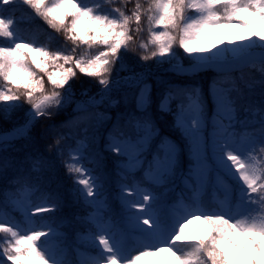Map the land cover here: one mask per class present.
Wrapping results in <instances>:
<instances>
[{
    "label": "snow or ice",
    "instance_id": "1",
    "mask_svg": "<svg viewBox=\"0 0 264 264\" xmlns=\"http://www.w3.org/2000/svg\"><path fill=\"white\" fill-rule=\"evenodd\" d=\"M13 6L62 33L63 46L26 41ZM213 31L221 38L199 46ZM0 38L8 42L0 44V115L8 120L28 105L22 123L0 131L4 205L23 215L17 221L0 209V264H70L63 221L41 215L57 211L61 197L41 192L56 177L53 161L36 149L42 133L34 126L73 102L78 115L62 127L77 134L72 143L57 134L49 150L67 154L70 194L87 209L75 217L89 226L76 239L98 251L80 264H264V0H0ZM137 50L141 61L176 78L157 79L166 85L158 96L154 73L124 60ZM209 71L216 75L207 97L200 86L179 82ZM78 74L98 87L92 95L84 88L85 99L74 101L70 81ZM121 105L101 147L99 129L112 117L100 109ZM163 116L171 117L166 131L158 123ZM104 153L116 157L111 193ZM181 186L177 201L165 203ZM209 187L213 199L205 203ZM197 221L206 232L187 231Z\"/></svg>",
    "mask_w": 264,
    "mask_h": 264
},
{
    "label": "trees",
    "instance_id": "2",
    "mask_svg": "<svg viewBox=\"0 0 264 264\" xmlns=\"http://www.w3.org/2000/svg\"><path fill=\"white\" fill-rule=\"evenodd\" d=\"M133 7L132 4H128V8L131 9ZM12 10L15 12L16 17V24L15 28L18 31V34L22 36L26 41L35 39L40 44H47L51 48H55L57 46H63L64 40H63V34L62 33H56L53 29L49 28V26L40 18L35 16L34 13L31 12L30 9L24 6H13ZM9 12H4V15H9ZM51 36L53 39L49 41L48 37ZM143 38L147 39V32L145 31L143 33ZM8 42L2 38H0V44H7ZM70 47V44H69ZM177 53L184 58V63L187 64L188 60L185 58V54L183 53V50L176 48ZM139 52L140 50H137L136 52L129 51L125 57L124 60L127 63L129 67L134 69L135 71H148L151 70L152 73H154V76L152 78V83L154 84V94L159 95L160 92L163 90L165 86L163 83V87L158 85L156 83V76L160 75V79H166V81H174L176 78L172 77L171 74H165L160 69H157L156 64L153 60L143 62L139 59ZM163 67H167V65H164ZM125 73H121V75H124ZM115 76V72L113 73ZM216 73L214 72H202L198 76L193 77L191 79L188 78H182L179 82L180 83H186L189 84L193 83L194 80H199L202 76H215ZM205 78V77H204ZM165 81V82H166ZM72 85V91L74 93V101L75 100H82L85 99V97H82L80 95L81 91L84 88L89 89V95L94 94L97 91V87L95 85L94 80H92L89 77L79 75L76 79L70 81ZM161 84V83H160ZM46 86L47 82H46ZM202 89L204 90V94L207 97V89L206 85H203ZM50 87V86H49ZM210 103V100L208 101ZM75 107V103H71L67 105L65 108L58 111L55 115H53L51 118H40L37 122V124L34 126V131L39 130L42 133L41 141L39 144L36 145L38 150L45 155L46 158H50L54 163V174H55V181L52 183H47V181L44 182V184L41 186V192H52L57 193L61 197L60 201V207L57 211L53 213H43L41 215L43 216H51L57 223H61L63 221L62 227L60 228L61 232L65 235V245L66 247H69L67 243V236H69L72 233L69 232H87L88 231V225L83 224L75 219L76 216H84L87 214L86 206L82 202L75 201L71 196V190L74 187V177L73 175L69 174L67 170L64 167L63 161L68 159L67 154L65 153L64 157L61 158L57 155L56 149L52 148V150H49V146L53 145L55 142V137L59 133H65L68 135L69 139L66 141V143H72L71 137L75 136L77 134V129L72 128L70 126L68 127H62L63 125H67L69 121L73 120L76 115H78L76 112L73 111ZM28 109V105L24 104L21 108H18L13 111L10 119L4 120L2 118V115H0V124L9 126L11 123H22L24 120V114ZM123 110V106H118L117 108L112 109H104L101 108L100 111H107L108 114L112 117L111 120H108L100 129V144L101 147L103 146V143L105 142V137L107 135V131L111 128V125L115 122L116 115L119 111ZM242 112L239 113V116H241ZM17 118V120H13V118ZM171 117L169 116H163L158 120V123L162 127V130L166 131V123H170ZM54 126L55 130L53 131H45L46 129H50ZM105 160H104V171L106 174L109 175V183L106 185V187L109 188L110 193L115 190V172L114 168L112 166V161L116 159V157L112 153H104ZM86 166L92 167L91 164H87ZM142 173H137L136 178L139 179ZM179 183V182H178ZM8 190L15 191V186L8 185ZM5 188V184L3 182H0V209H3L4 211L8 212L10 211L11 215L15 217L17 220H23V215L19 211H13L11 209V206L5 207L4 205V198H3V190ZM157 193L162 191L161 189H155ZM40 192L34 193L31 197L32 202L39 203V196ZM175 191L169 192L167 196L164 198L165 203H169L171 200L175 197ZM130 199H133L135 197H129ZM116 205L113 206V209L119 213V203L118 201H115ZM76 253V252H75ZM68 251L66 252V259L68 257ZM78 256V255H76ZM75 264H78L77 262Z\"/></svg>",
    "mask_w": 264,
    "mask_h": 264
},
{
    "label": "rangeland",
    "instance_id": "3",
    "mask_svg": "<svg viewBox=\"0 0 264 264\" xmlns=\"http://www.w3.org/2000/svg\"><path fill=\"white\" fill-rule=\"evenodd\" d=\"M228 31H231V33H232L233 35H236V36H238V35L241 34L240 30H238V29H231V30H228ZM221 35H222V32H221V31H213V32H210L208 36H206V37H204V38L201 39L199 46L210 47L211 44H212L213 42H216V41H218V40L221 38ZM160 71H161V70H160ZM214 74H215V73H214ZM236 75H238V73H237ZM204 77H205V78H204ZM213 77H214V76H211V77L202 76V77H200L199 80H194V82L192 83V85H198V86H200L201 88L204 87L203 85H206V89H207V91H208V86H209V84L211 83ZM160 78H161L160 75H158V77L156 76V79H160ZM160 80H162V81H166V79H160ZM166 82H167V81H166ZM183 84H189V83L186 82V83H183ZM190 84H191V83H190ZM158 85L162 86L163 83H161V84L158 83ZM163 86H166V85H163ZM163 86H162V87H163ZM173 106H174V105H173ZM211 111H212V105L209 104V102H208V113H209V115H211ZM13 120L16 121L17 118L15 117V118H13ZM17 121H18V120H17ZM16 124H18V122H16V123H11L9 126L1 125V124H0V131L9 130V129H11L14 125H16ZM208 131H211V126H210V124H209ZM36 149H38V148L36 147ZM229 182L231 183V181H229ZM211 194H212V197H213V189H212V187H211ZM216 195H217L219 198L222 199L224 193H223V191H221V190H217ZM177 199H178V197L176 198V200L173 201V203H175V202L177 201ZM185 202H186V201H185ZM186 203H187V202H186ZM180 211H182V210H180ZM118 217H119V216H118ZM187 231H189V232H206V228H205V226H204L202 223H200V222L197 221V222H194L192 225H190L189 228L187 229ZM71 233H72V234H71L72 237H75V236H77V233H78V232H71ZM83 234H86V233H83ZM68 240H70V236H68ZM70 243H71V245H72V242H70ZM82 244H83L84 247H85V248H80V249L83 251V253H84V255H83L82 258H85V257H87V256H95V255H97V251H98L97 249L91 247L87 242H82ZM128 247L131 248V249H133V253H132V254H135L136 247H135V242H134L133 240H131V242L128 244ZM82 258H81V259H82ZM81 259H80V261H81Z\"/></svg>",
    "mask_w": 264,
    "mask_h": 264
}]
</instances>
